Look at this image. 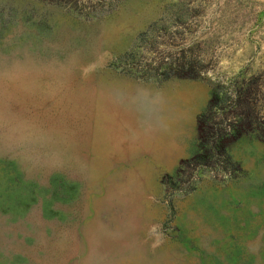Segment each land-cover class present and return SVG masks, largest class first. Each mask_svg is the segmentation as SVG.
I'll return each instance as SVG.
<instances>
[{
	"label": "rangeland",
	"instance_id": "rangeland-1",
	"mask_svg": "<svg viewBox=\"0 0 264 264\" xmlns=\"http://www.w3.org/2000/svg\"><path fill=\"white\" fill-rule=\"evenodd\" d=\"M214 86L250 127L164 190ZM260 129L264 0H0V264H264Z\"/></svg>",
	"mask_w": 264,
	"mask_h": 264
},
{
	"label": "trees",
	"instance_id": "trees-1",
	"mask_svg": "<svg viewBox=\"0 0 264 264\" xmlns=\"http://www.w3.org/2000/svg\"><path fill=\"white\" fill-rule=\"evenodd\" d=\"M193 68L191 62L182 65L173 64L162 72L163 79H196V74L192 72ZM246 96V91L241 92L240 90H233L230 95L222 96L217 86L211 88L208 103L196 119V149L190 159L180 162L173 175H167L161 179L162 189L169 190L177 187L187 169L191 170L201 165H207L210 160L220 158L221 155L228 156L225 148L228 136H237L243 128H249L251 119L250 113L246 112L243 120L236 118L233 123L222 126V122L228 116L226 111H223L225 107L229 111H235L239 106V101L243 103ZM231 125L234 126L231 128ZM259 131L262 133L260 139L264 142L262 137L264 130L260 129ZM257 133L259 134V132ZM225 159L228 160L227 157Z\"/></svg>",
	"mask_w": 264,
	"mask_h": 264
}]
</instances>
